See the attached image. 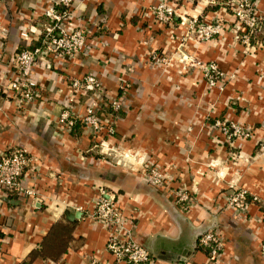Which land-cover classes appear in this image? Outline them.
Here are the masks:
<instances>
[{"label":"crops","instance_id":"obj_1","mask_svg":"<svg viewBox=\"0 0 264 264\" xmlns=\"http://www.w3.org/2000/svg\"><path fill=\"white\" fill-rule=\"evenodd\" d=\"M54 1L0 0V151L21 146L36 166L22 178L33 196L0 188V264H127L106 250L111 231L91 217L102 190L132 221L134 239L154 254L148 264H264L262 36L241 43L244 28L229 0H177L178 15L167 23L154 19L159 0H72L67 25L85 29V46L73 56L39 61V96L20 104L9 88L13 57L40 41L48 23L44 9ZM253 2L264 15V0ZM191 19L218 21L221 31L199 40ZM152 54L169 63L153 62ZM188 59L216 63L223 89L209 87L202 68ZM85 74L101 89L77 94L72 109L81 115L95 97L98 135L80 122L71 128L56 122L70 80ZM111 100L120 103L118 111L107 105ZM216 119L237 122L251 137L225 139L212 126ZM149 165L169 174L171 183L151 184ZM240 187L257 200L237 211L226 203ZM171 188L189 193L186 209L174 203ZM59 219L74 223L65 252L29 262ZM209 228L224 242L216 262L197 246L198 233Z\"/></svg>","mask_w":264,"mask_h":264},{"label":"built area","instance_id":"obj_2","mask_svg":"<svg viewBox=\"0 0 264 264\" xmlns=\"http://www.w3.org/2000/svg\"><path fill=\"white\" fill-rule=\"evenodd\" d=\"M177 0H159L153 7L154 19L160 22H170L176 12L175 3ZM232 6L234 18L238 25L244 28V32L239 36L242 44L249 45L259 41V34L264 41V15L254 7L253 0H229ZM72 0H55L50 6L44 9V15L48 18V23L44 33L37 45L34 47H24L14 54L13 77L9 81V88L17 97L20 104L34 102L39 96L37 81L34 78L35 68L39 61L48 62V58H65L73 56L83 49L87 39V33L82 27L70 28L67 25L69 18V8ZM190 31L199 40L206 41L217 36L221 31V24L218 21H201L191 19L188 23ZM155 63L168 64L169 59L156 54L151 55ZM187 60V58H185ZM190 63L199 65L209 87L223 89L224 73L214 62L201 64L198 61L188 59ZM69 87L71 94L67 102L59 113L56 122L58 125L71 128L76 122H80L87 130L98 135L102 130V125L98 117V102L93 97L84 108L81 115L73 111V101L77 94L91 91L95 95L101 89L100 81L93 75L85 74L79 78L70 80ZM107 105L115 111L121 108L117 100H111ZM212 126L219 131L227 140L247 139L251 137V132L243 128L240 124L229 119H216ZM106 133H113L112 126L108 127ZM103 150H109L104 147ZM259 148L264 152V143H260ZM106 153V152H104ZM117 163V162H116ZM28 168L35 169L32 157L28 155L26 149L15 146L0 151V188L5 192L20 191L27 196H33L34 191L22 186L24 172ZM147 178L151 184L156 186H168L171 183V176L163 173L158 167L149 165L147 168ZM102 195L95 201L91 217L111 231L106 241V250L117 261H124L127 264H148L152 260V254L148 249L138 243L132 235V221H130L117 207L113 196L103 190ZM175 204L181 205L185 209L188 207L190 195L184 188H171ZM104 194V195H103ZM250 196L247 190L240 187L234 189L227 197V206L242 211L246 208ZM250 199L257 200L256 196ZM197 246L207 251L208 259L216 262L224 248L221 236L215 230L209 228L197 238ZM260 252L264 255V240L260 244Z\"/></svg>","mask_w":264,"mask_h":264},{"label":"trees","instance_id":"obj_3","mask_svg":"<svg viewBox=\"0 0 264 264\" xmlns=\"http://www.w3.org/2000/svg\"><path fill=\"white\" fill-rule=\"evenodd\" d=\"M198 20L202 21V19ZM258 36L260 37L261 35L259 34ZM38 43L39 42H37L36 45ZM73 231L74 223L66 219H59L55 221L44 236L39 248L30 251L28 261L31 262L37 257L50 260L58 259L59 256H61V254L67 249L68 244L72 239Z\"/></svg>","mask_w":264,"mask_h":264},{"label":"water","instance_id":"obj_4","mask_svg":"<svg viewBox=\"0 0 264 264\" xmlns=\"http://www.w3.org/2000/svg\"><path fill=\"white\" fill-rule=\"evenodd\" d=\"M69 219H72V217L70 216ZM205 231V229H202L199 233L197 238L199 237V235H201L203 232ZM151 253V252H150ZM152 255H154L153 253H151ZM184 258H181V260H183Z\"/></svg>","mask_w":264,"mask_h":264}]
</instances>
